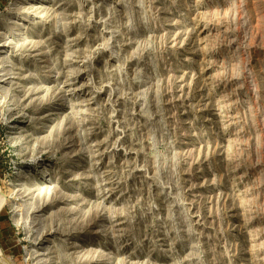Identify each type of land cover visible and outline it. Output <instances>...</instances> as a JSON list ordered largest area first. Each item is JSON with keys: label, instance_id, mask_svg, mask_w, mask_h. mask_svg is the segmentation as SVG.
Masks as SVG:
<instances>
[{"label": "rangeland", "instance_id": "obj_1", "mask_svg": "<svg viewBox=\"0 0 264 264\" xmlns=\"http://www.w3.org/2000/svg\"><path fill=\"white\" fill-rule=\"evenodd\" d=\"M0 196V264H264V0H0Z\"/></svg>", "mask_w": 264, "mask_h": 264}, {"label": "bare ground", "instance_id": "obj_2", "mask_svg": "<svg viewBox=\"0 0 264 264\" xmlns=\"http://www.w3.org/2000/svg\"><path fill=\"white\" fill-rule=\"evenodd\" d=\"M1 197V196H0ZM2 203H4V202H2ZM3 258V257H2ZM9 261V260H8Z\"/></svg>", "mask_w": 264, "mask_h": 264}]
</instances>
